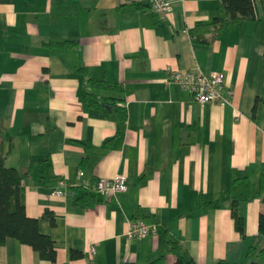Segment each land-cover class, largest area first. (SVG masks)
Listing matches in <instances>:
<instances>
[{"label":"crops","instance_id":"obj_1","mask_svg":"<svg viewBox=\"0 0 264 264\" xmlns=\"http://www.w3.org/2000/svg\"><path fill=\"white\" fill-rule=\"evenodd\" d=\"M169 1L170 13L159 14L150 0H0V152L22 174L26 213L56 250L50 263L7 238L0 264H145L160 256L170 264L168 239L194 264H247L248 248L264 246L259 197L239 205L241 238L226 195L234 178L264 171V0H254L255 21L224 27L209 43L190 31L212 21L219 0ZM65 40L77 44H45ZM80 66L123 87L91 92L122 98L124 120L84 102ZM168 69L222 72L228 103H198L165 83ZM116 173L126 177L124 192L95 191L99 178ZM84 193L93 205L78 201ZM217 197L219 207L208 204ZM45 208L55 225L41 218ZM130 220L155 233L128 238Z\"/></svg>","mask_w":264,"mask_h":264},{"label":"trees","instance_id":"obj_2","mask_svg":"<svg viewBox=\"0 0 264 264\" xmlns=\"http://www.w3.org/2000/svg\"><path fill=\"white\" fill-rule=\"evenodd\" d=\"M257 19L256 7L254 0H219L215 16L209 23H197L190 34L192 40L201 43H209L211 39L217 37L220 31L227 26L240 24L244 21H255ZM203 30L205 33L199 38L197 32ZM210 34L211 38L205 37ZM48 47L71 48L77 44L76 41L65 40L62 42H47ZM83 84V100L92 108L111 111L121 120L126 118V108L123 105L122 98L108 95H97L91 90L110 91L122 93L123 87L119 84L109 83L105 80L94 78L86 66L76 68ZM258 99L254 101L252 108L255 114ZM2 131L0 130V135ZM77 143H81L76 141ZM10 150V148L8 149ZM7 150V151H8ZM6 152V151H5ZM5 152H0V245L4 244L7 238H15L23 244L29 245L38 256L50 263L56 259V250L52 238L40 232L39 219L27 215L23 201L22 174L17 168L5 164ZM226 195L230 200L229 209L233 221L234 229L240 234H244V218L239 214V205L247 202L253 197H259L264 204V171L259 173L256 180L248 176L234 178L228 183ZM80 203L93 205L96 198L91 193H84L78 197ZM208 204L219 207L220 197L212 199ZM204 202L198 201V206H203ZM41 218L50 225H55L53 211L45 208ZM258 232L264 236V214L260 213L258 217ZM167 251L175 256V261L170 264H194L190 259L182 255L181 244L178 241L168 239L166 241ZM261 258L262 261L253 259ZM73 258L80 257L81 253L72 250ZM247 264H264V246L256 250L254 246L248 248L246 252ZM163 256L147 262L145 264H164ZM137 264V263H128ZM223 264V262H220Z\"/></svg>","mask_w":264,"mask_h":264},{"label":"built area","instance_id":"obj_3","mask_svg":"<svg viewBox=\"0 0 264 264\" xmlns=\"http://www.w3.org/2000/svg\"><path fill=\"white\" fill-rule=\"evenodd\" d=\"M150 6L154 12L159 14H167L172 10L169 0H150ZM167 71L168 75L165 78V83L167 85H177L181 90L188 92L198 103H228V95H223L224 74L222 72L216 71L205 74L200 71L185 69H168ZM82 174L83 172L79 170L78 175ZM65 186L66 182L60 180L59 187L54 193L57 195L62 194V188ZM126 188L125 175L116 173L110 178H99L95 183L94 189L100 195L111 196L117 192H124ZM152 233H155V226L153 224L148 225L137 220H130L128 223V238L144 237ZM89 252L91 255L96 253L94 246H90Z\"/></svg>","mask_w":264,"mask_h":264},{"label":"rangeland","instance_id":"obj_4","mask_svg":"<svg viewBox=\"0 0 264 264\" xmlns=\"http://www.w3.org/2000/svg\"><path fill=\"white\" fill-rule=\"evenodd\" d=\"M259 261H261V258H259Z\"/></svg>","mask_w":264,"mask_h":264}]
</instances>
